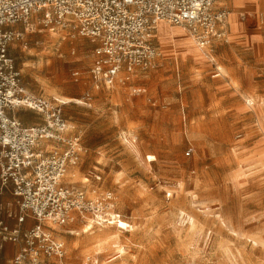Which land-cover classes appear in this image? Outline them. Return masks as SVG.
<instances>
[{"label": "rangeland", "instance_id": "374dc122", "mask_svg": "<svg viewBox=\"0 0 264 264\" xmlns=\"http://www.w3.org/2000/svg\"><path fill=\"white\" fill-rule=\"evenodd\" d=\"M215 6L229 13L226 40L202 49L181 27L159 24L156 67L132 83L146 89L139 94L93 87L90 38L13 26L24 32L8 47L21 85L61 103L66 134L79 136L63 182L88 198L110 192L129 224L86 229L87 214L53 228L64 256L43 264H264V0ZM15 116L42 122L29 110ZM36 148L62 147L41 139Z\"/></svg>", "mask_w": 264, "mask_h": 264}, {"label": "built area", "instance_id": "2783aa9c", "mask_svg": "<svg viewBox=\"0 0 264 264\" xmlns=\"http://www.w3.org/2000/svg\"><path fill=\"white\" fill-rule=\"evenodd\" d=\"M215 1L0 0V190L10 187L16 199V212L10 214L15 225L0 221V248L5 241L19 244L12 264L61 260L64 248L51 234L53 225L87 214L96 225L122 220L110 192L88 198L83 189L63 182L67 168L78 161L79 136L66 134L61 103L31 94L21 85L8 47L22 39L24 32L13 26L22 24L24 31H32L37 24L90 38L95 42L88 70L93 87L125 86L131 94H139L146 89L132 83L156 67L159 52L154 39L159 22L181 27L199 47L226 40L229 13L215 6ZM33 15L35 21H29ZM17 109L38 114L42 122L24 125L15 116ZM41 139H52L62 148L38 151ZM27 217L34 223L24 228ZM125 225L121 229L129 226Z\"/></svg>", "mask_w": 264, "mask_h": 264}, {"label": "crops", "instance_id": "0c3cea01", "mask_svg": "<svg viewBox=\"0 0 264 264\" xmlns=\"http://www.w3.org/2000/svg\"><path fill=\"white\" fill-rule=\"evenodd\" d=\"M228 18V17H227ZM226 18V26L228 27V22ZM16 199L10 191V187H5L0 190V220L3 224L8 227H13L15 225L14 216L8 217V212L15 214L16 212ZM34 221L31 218H26L22 224V227H30ZM18 248L17 244L10 243L8 241L3 242L2 249L0 250V258H5L7 255H12ZM14 255V254H13Z\"/></svg>", "mask_w": 264, "mask_h": 264}, {"label": "bare ground", "instance_id": "6f19581e", "mask_svg": "<svg viewBox=\"0 0 264 264\" xmlns=\"http://www.w3.org/2000/svg\"><path fill=\"white\" fill-rule=\"evenodd\" d=\"M160 23H164V22H159L158 24H157V29H158V26H159V24ZM166 24V23H165ZM168 25V24H167ZM169 26H171V25H169ZM179 27V26H178ZM198 48H201V47H199V46H197ZM202 49V48H201ZM72 100H74V99H69L68 101H72ZM132 147V146H131ZM133 148V147H132ZM134 149V148H133ZM137 149V148H136ZM135 151V150H134ZM145 159H147V160H149V161H151V160H153L154 159V157L152 156V155H148ZM193 223V222H192ZM116 227H119V228H121V227H125V223L123 222V221H121V220H118L116 223ZM84 227L86 228V229H90V228H92V224H91V220H88L86 223H85V225H84ZM53 228H55V229H59L58 228V226H56V225H53ZM102 235V237L100 236V235H98L97 237L99 238V241H107V240H112L113 239V237H115L116 236V234H113V235H106V234H101ZM262 242H264V240H262ZM263 246H264V243H263Z\"/></svg>", "mask_w": 264, "mask_h": 264}]
</instances>
